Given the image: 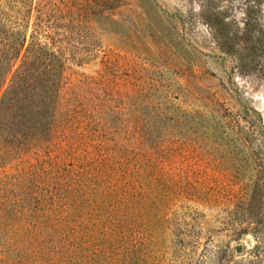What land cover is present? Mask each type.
Wrapping results in <instances>:
<instances>
[{"label": "rangeland", "instance_id": "rangeland-1", "mask_svg": "<svg viewBox=\"0 0 264 264\" xmlns=\"http://www.w3.org/2000/svg\"><path fill=\"white\" fill-rule=\"evenodd\" d=\"M248 1L0 0L65 64L50 137L0 160V264H264V53L202 14Z\"/></svg>", "mask_w": 264, "mask_h": 264}, {"label": "trees", "instance_id": "trees-1", "mask_svg": "<svg viewBox=\"0 0 264 264\" xmlns=\"http://www.w3.org/2000/svg\"><path fill=\"white\" fill-rule=\"evenodd\" d=\"M260 4V0L248 1L240 20L228 17V7L216 3L203 7L218 49L235 61L241 60L236 56L240 48L264 53ZM25 42V35L9 31L7 21L0 19V160L50 137L64 83L65 64L52 42L50 46L38 39Z\"/></svg>", "mask_w": 264, "mask_h": 264}]
</instances>
